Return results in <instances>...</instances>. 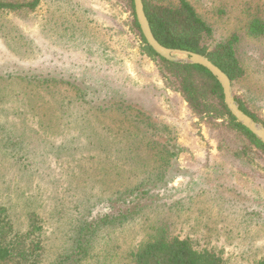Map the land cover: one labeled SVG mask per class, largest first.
<instances>
[{
	"label": "rangeland",
	"instance_id": "374dc122",
	"mask_svg": "<svg viewBox=\"0 0 264 264\" xmlns=\"http://www.w3.org/2000/svg\"><path fill=\"white\" fill-rule=\"evenodd\" d=\"M51 1L40 0L32 12L0 16V67L8 60L24 62L27 69L82 61L81 40L59 39L77 34L82 24L60 26ZM56 1L68 18L86 10L87 33L104 41L112 68L129 77L136 88L132 95L147 103L152 121L172 129L181 151L175 162L179 172L167 187L145 183L149 193L143 199L128 203L127 196L126 204L116 203L115 191L136 186L156 166L152 154L138 149L133 137L149 131L144 121L134 125L120 111H95L83 87L29 81L21 72L0 68V205L12 208L21 233L26 232V213L34 211L41 219L44 250L39 264H56L59 255L70 251L74 225L120 208L129 219L98 229L80 264H130L129 253L161 224L170 235L190 239L198 250L217 252L224 264L264 260V160H254L243 172L244 166L225 153L229 150L219 147L218 130L199 122L178 94L164 89L128 26L126 0ZM177 1L154 0L162 5ZM186 1L212 29L211 42L238 36L237 55L246 77L231 86L232 94L256 107L264 119V37L245 32L252 19L264 20V0ZM57 7L53 13L61 19ZM152 87L161 89V95L150 94ZM89 142L95 146L88 147Z\"/></svg>",
	"mask_w": 264,
	"mask_h": 264
},
{
	"label": "trees",
	"instance_id": "16d2710c",
	"mask_svg": "<svg viewBox=\"0 0 264 264\" xmlns=\"http://www.w3.org/2000/svg\"><path fill=\"white\" fill-rule=\"evenodd\" d=\"M125 2L130 13L128 26L141 42V53L154 63L164 89L178 94L192 116L199 122L218 130L216 138L219 147L221 150H229L227 151L229 153H225L231 155L234 163H241L244 166L241 169L243 172L254 160L263 161L264 144L231 115L216 78L198 64L172 62L158 56L146 44L141 34L134 14L133 1ZM142 3L151 31L162 46L206 57L229 78L231 86L246 77L245 67L237 55L236 45L239 38L236 34L225 40L211 42L212 29L186 0H178L175 5L157 4L154 0H142ZM39 4L40 0L25 2L0 0V16L19 11L32 12ZM50 6L53 18L60 26L72 28L74 23L82 24L77 31L78 35L73 31L59 37L66 43L81 40L79 52L81 58L83 57L82 61L68 60L65 64L55 66L45 64L44 67L36 65L27 69L23 67L24 62L14 63L8 60L5 66L2 65L0 68L21 72L23 78L30 79L29 81H61L68 85L83 87L81 92L90 97L89 102L94 105L95 111L100 113L120 111L121 115H126L127 119L125 117L124 119L132 120L134 125L144 121L149 131L133 137L137 139L138 149L145 148L152 154L156 166L136 186L122 192L115 191L117 197L113 199L116 203L126 204L127 196H130L128 203L143 199L149 193L145 183L158 188L167 187L179 172L175 162L181 149L175 142L174 132L168 125L151 120V115L146 110L147 103L141 102L140 96L132 95L134 92L131 91L136 88L130 85L129 77L117 74L112 68L114 62L104 55L106 48L104 41L87 33L86 10L81 11L79 16L72 12V16L68 18V12H62L63 6L59 2L52 0ZM55 7L56 11L61 12V19L53 13ZM80 9L82 6L75 8ZM245 32L251 38L264 37V20L252 19L246 24ZM38 39L39 37L33 41L35 46L39 44ZM12 71H7L8 76L13 75ZM147 90L153 96H159L162 92L157 87ZM234 100L242 112L264 128V119L256 107H250L236 96ZM125 132L129 135L126 130ZM87 146L93 148L95 145L89 142ZM128 216L130 214L121 213L120 208L117 212H110L89 222L74 225L70 238L72 247L68 253L58 256L59 262L56 264H80L96 241L95 234L98 229L122 224L129 219ZM24 219L26 232L21 233L16 226L18 217L16 218L12 208L0 205V264L40 263L44 250L41 219L34 211L26 213ZM153 229L155 231L150 238L129 253L130 264H224L217 252L208 249L198 250L190 239L170 235L166 225H157ZM257 264H264V260Z\"/></svg>",
	"mask_w": 264,
	"mask_h": 264
},
{
	"label": "water",
	"instance_id": "95a60500",
	"mask_svg": "<svg viewBox=\"0 0 264 264\" xmlns=\"http://www.w3.org/2000/svg\"><path fill=\"white\" fill-rule=\"evenodd\" d=\"M132 1H133L135 18L138 23L141 34L146 41V44L158 56L162 57L167 61L198 64L206 68L219 82L222 88L224 102L231 115L264 144V128L261 127V125L255 123L248 115H246L244 112H242L239 109L232 94V87L229 78L217 66L211 63V61H209L204 56L190 52L172 50L162 46L156 40V38L154 37L151 31L148 19L144 12L142 0H132ZM177 55L184 56V59H178Z\"/></svg>",
	"mask_w": 264,
	"mask_h": 264
}]
</instances>
